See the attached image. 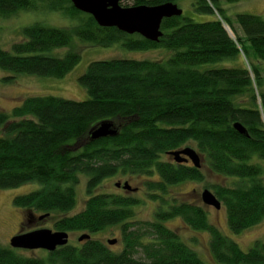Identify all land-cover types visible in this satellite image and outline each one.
<instances>
[{"label":"trees","instance_id":"1","mask_svg":"<svg viewBox=\"0 0 264 264\" xmlns=\"http://www.w3.org/2000/svg\"><path fill=\"white\" fill-rule=\"evenodd\" d=\"M131 6L178 0H130ZM237 1V0H229ZM206 21L181 15L165 18L163 36L149 40L116 27L100 26L71 0H0V16L20 10H50L71 19L69 27L36 22L22 28L23 39L0 47V67L17 73L64 77L81 60L77 41L128 49L166 47L167 59H95L79 76L89 97H27L11 114L0 109V188L38 182L14 203L28 211L60 214L55 230L91 234L120 224L121 251L96 238L68 243L41 255L0 244V264H208L164 221L181 217L195 230L210 234V250L223 264H264V240L244 250L210 222L199 204L170 199L169 187L204 180L201 168L170 162L168 151L194 143L211 170L232 178L214 184L227 211L230 229L240 233L264 221V76L254 60L264 61V18L253 13L230 17L221 0H192ZM225 24H229L233 37ZM235 24L244 32L238 34ZM67 47L65 54L51 51ZM243 54L249 66H198ZM14 76H8L5 80ZM11 81V80H9ZM113 119L115 136L89 140L100 121ZM240 121L249 136L235 129ZM83 140H85L83 142ZM83 142L79 147H75ZM169 155V156H168ZM81 173L89 178L84 207L77 205ZM147 176L149 198L158 202L154 220H135L139 198L95 189L108 177ZM157 174L158 178H154ZM31 223L26 217L22 226Z\"/></svg>","mask_w":264,"mask_h":264},{"label":"rangeland","instance_id":"2","mask_svg":"<svg viewBox=\"0 0 264 264\" xmlns=\"http://www.w3.org/2000/svg\"><path fill=\"white\" fill-rule=\"evenodd\" d=\"M222 6L227 14L233 18L238 13H253L261 15L264 18V0H221ZM121 5L131 6L130 0H121ZM178 5L183 9L184 15L190 16L197 21H206L213 19L215 15L199 13L193 5L192 0H178ZM235 21V20H234ZM40 22L50 26L69 27L72 25V20L62 15L58 11L50 10H20L19 12L3 17L0 16V47L11 49L12 44L23 39L22 28ZM228 31L233 37H236L233 29L229 24H225ZM238 34L244 37V32L239 25L235 24ZM77 49L80 50L82 58L80 62L64 77L56 78L51 76H42L37 74L17 73L0 67V109L11 114L14 107L23 103L29 96L37 95H53L66 99L84 100L89 97L86 87L80 83L79 76L83 74L89 63L95 59H112V58H133V59H148L159 60L167 59L173 51L166 47L151 48L147 50H134L122 46L120 43L109 47L91 45L77 41ZM68 50L67 47L58 48L51 51L53 54L63 55ZM257 65L264 76V61H256ZM244 67L249 66L247 59L243 54L237 55L235 58H228L219 62H209L199 65L200 69H209L214 67ZM8 76H14L11 79L5 80ZM11 80V81H9ZM3 129L0 127V135ZM85 140H83L84 142ZM83 142L75 147H80ZM187 145L197 149L194 143ZM186 145V146H187ZM202 155L201 171L204 174V180H186L181 183L171 185L169 187L170 199L187 201L202 205L208 212V217L211 223L218 226L226 235L233 238L244 249H249L257 239L264 240V221L245 229L240 233H234L228 224L227 211L224 205L220 209L214 206L205 205L202 201L201 194L205 188H209L214 192V184H225L232 181V178H227L224 175L217 174L211 170L206 162L205 156ZM168 159L167 155L163 156ZM264 164V160L255 157L253 160ZM89 175L81 173L80 182L77 185V205L71 213L78 212L84 207L85 201L89 194L86 190V183ZM147 176L145 175H122L118 174L106 178L96 189L95 192H108L130 195L141 200V203L134 207L137 213L135 220H154L155 211L158 202L149 198V193L146 187ZM154 178H158L155 174ZM127 180L130 184L140 187L136 193H125L123 189L116 186L119 181ZM40 187V183L32 181L22 184L18 187L0 188V244L4 246L10 245V239L13 235L19 232H27L38 228H54V221L60 214L53 213L43 219H35L34 222L22 226L23 220L28 217V210L17 206L14 203V197L18 194L27 193L36 190ZM36 216L44 213L33 212ZM164 223L175 230L179 236L193 247L200 257L208 264H223L218 262L210 250V234L205 230H195L191 228L181 217H174L165 220ZM70 238L69 243L80 245L79 236L83 231H68ZM93 238L99 239L109 245L115 251H121L124 247L122 242V234L120 226H110L106 229L93 233ZM118 238V242L114 245L108 243V239ZM26 254L41 255L45 253L44 249L23 250Z\"/></svg>","mask_w":264,"mask_h":264},{"label":"water","instance_id":"3","mask_svg":"<svg viewBox=\"0 0 264 264\" xmlns=\"http://www.w3.org/2000/svg\"><path fill=\"white\" fill-rule=\"evenodd\" d=\"M73 5L83 12L91 14L100 26L116 27L129 34L138 33L143 37L159 41L163 36L162 22L165 18L183 15V9L175 2L168 1L157 5L141 4L137 6H123L121 0H71ZM234 127L241 134L249 136L246 126L237 121ZM119 132V127L113 119H105L96 124L90 131L89 140H97L107 136H115ZM168 154L178 163L192 161L196 168L202 167V155L193 146L187 145L182 148L168 151ZM121 186V182L116 183ZM124 189L137 190L126 181L123 183ZM205 205L214 206L220 209L223 205L218 196L209 188H205L201 194ZM33 222L35 219H43L50 215L44 213L36 216L33 211H29ZM91 234L84 232L79 236V241L91 238ZM70 235L65 230H53L51 228H38L27 232H19L10 239L13 248L34 250L44 249L54 251L59 246L69 243ZM118 242V238L108 239L110 245Z\"/></svg>","mask_w":264,"mask_h":264},{"label":"flooded vegetation","instance_id":"4","mask_svg":"<svg viewBox=\"0 0 264 264\" xmlns=\"http://www.w3.org/2000/svg\"><path fill=\"white\" fill-rule=\"evenodd\" d=\"M169 156V155H168ZM169 160H170V162H173V163H177V164H184V165H192L193 163H192V161L191 160H189V161H187V162H182V163H178V162H176L175 160H174V158L172 157V156H169ZM127 180H125V181H119V182H121L122 183V185L121 186H117L118 188H120V189H123L124 191H125V193H136V192H138L141 188L140 187H137V186H134V185H132V187L133 188H137V190H127V189H124V187H123V183L124 182H126ZM184 182V181H183ZM181 183V182H180ZM130 196V195H129ZM137 214V213H136ZM135 214V215H136ZM28 217L31 219V223L33 222L32 220H33V218H32V216H29L28 215ZM135 217V216H134ZM131 221H135V219L134 218H132L131 219ZM116 225H118V226H120V230H121V225L120 224H116ZM113 226H115V225H113Z\"/></svg>","mask_w":264,"mask_h":264}]
</instances>
